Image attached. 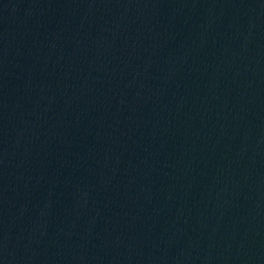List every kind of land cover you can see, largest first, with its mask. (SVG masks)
<instances>
[{"label": "water", "instance_id": "obj_1", "mask_svg": "<svg viewBox=\"0 0 264 264\" xmlns=\"http://www.w3.org/2000/svg\"><path fill=\"white\" fill-rule=\"evenodd\" d=\"M0 264H264V0H0Z\"/></svg>", "mask_w": 264, "mask_h": 264}]
</instances>
